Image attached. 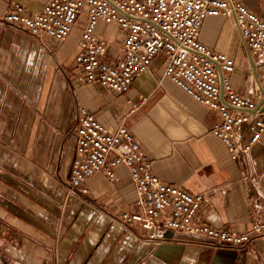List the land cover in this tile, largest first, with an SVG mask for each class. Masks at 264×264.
Wrapping results in <instances>:
<instances>
[{
    "label": "crops",
    "instance_id": "1",
    "mask_svg": "<svg viewBox=\"0 0 264 264\" xmlns=\"http://www.w3.org/2000/svg\"><path fill=\"white\" fill-rule=\"evenodd\" d=\"M14 1L39 11L47 0H0V264H264V237L244 249L213 247L198 235L123 220L137 211L123 166L116 181L104 173L87 179V195L70 190L76 116L85 107L111 132L130 128L161 180L208 193L202 220L244 231L254 221V201L264 205V135L246 157L231 159L211 133L219 113L163 76L162 55L126 93L77 84L80 24L63 42L36 38L3 22ZM244 2L264 17V0ZM97 33L116 42L124 36L114 22H100ZM200 39L236 60L234 88L255 95L259 70L239 29L209 17ZM153 233L162 239H150Z\"/></svg>",
    "mask_w": 264,
    "mask_h": 264
},
{
    "label": "built area",
    "instance_id": "2",
    "mask_svg": "<svg viewBox=\"0 0 264 264\" xmlns=\"http://www.w3.org/2000/svg\"><path fill=\"white\" fill-rule=\"evenodd\" d=\"M218 16L239 29L259 70L253 96L234 88L236 60L200 39L203 22ZM2 20L36 38L56 42L65 41L80 24L75 82L100 85L119 94L126 93L162 55L163 76L219 113L221 120L211 127V133L225 144L233 160L246 157L264 135V17L244 0H47L39 11L14 1ZM100 22L117 23L124 32L122 40L100 37ZM108 55L113 60L106 59ZM74 133L70 190L87 195V179L104 173L116 181L117 168L125 167L135 185L137 208L135 213L122 215L126 222L139 223L146 230L162 226L173 233L198 235L213 247L244 249L264 237V205L259 199L253 203L254 221L247 230L212 226L199 217L210 195L191 194L161 180L153 171L152 157L127 126L111 132L80 107ZM150 239L162 237L153 233Z\"/></svg>",
    "mask_w": 264,
    "mask_h": 264
},
{
    "label": "rangeland",
    "instance_id": "3",
    "mask_svg": "<svg viewBox=\"0 0 264 264\" xmlns=\"http://www.w3.org/2000/svg\"><path fill=\"white\" fill-rule=\"evenodd\" d=\"M241 56H243L242 54H240ZM244 57V56H243ZM245 58V57H244Z\"/></svg>",
    "mask_w": 264,
    "mask_h": 264
}]
</instances>
